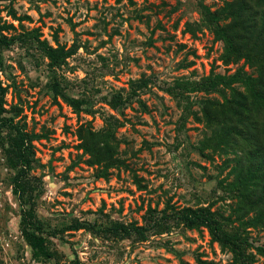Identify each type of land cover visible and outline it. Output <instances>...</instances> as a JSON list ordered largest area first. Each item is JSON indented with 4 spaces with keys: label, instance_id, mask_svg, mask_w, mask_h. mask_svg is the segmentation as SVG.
Returning a JSON list of instances; mask_svg holds the SVG:
<instances>
[{
    "label": "rangeland",
    "instance_id": "1",
    "mask_svg": "<svg viewBox=\"0 0 264 264\" xmlns=\"http://www.w3.org/2000/svg\"><path fill=\"white\" fill-rule=\"evenodd\" d=\"M222 5V0H0L3 114L31 136L29 174L43 182L35 208L48 225L44 235L51 255L38 250L36 259L22 237L19 199L12 192L16 168L0 146V264H241L208 227L180 218L200 207L225 231L238 234L247 261H264L257 250L264 246V229L246 222L253 212L241 216L240 188L231 170L236 153L221 146L198 150L210 130L195 115H201L205 99L221 95L189 88L177 94L179 81L191 84L239 68L255 74L243 59L227 64L221 59L223 42L202 10ZM42 42L64 48L58 64L50 63ZM53 82L86 104L75 110L51 88ZM172 86L177 96L167 90ZM87 130L95 143L85 148L79 134ZM102 140L111 162L96 156ZM74 219L96 228L51 233ZM148 219L157 222L144 238L107 229L115 222L146 225Z\"/></svg>",
    "mask_w": 264,
    "mask_h": 264
},
{
    "label": "trees",
    "instance_id": "2",
    "mask_svg": "<svg viewBox=\"0 0 264 264\" xmlns=\"http://www.w3.org/2000/svg\"><path fill=\"white\" fill-rule=\"evenodd\" d=\"M223 5L216 11H209L203 7V14L208 26L213 30L215 38L223 42L221 59L224 63H236L243 59L253 69L255 74L246 73L242 68L235 72L225 74H209L199 81L191 84L176 82L179 90L189 88L191 91L204 90L205 92L217 91L221 99L207 98L201 105V115L195 119L203 122L205 128L210 130V135L201 141L198 150L203 152L206 148L222 147L236 153L234 164L231 167L234 182L240 188L239 205L244 213L253 212L246 221L250 226H260L264 229V0H222ZM11 13L14 15L13 9ZM19 18V17H18ZM4 43L0 37V44ZM1 46V45H0ZM41 48L45 50L51 64H58L65 50L62 46L52 47L42 42ZM0 66L2 58L0 56ZM235 85H241L243 89ZM138 86H140L138 84ZM51 88L71 105L79 110L85 101L78 97L65 95L57 82ZM229 90V94L225 90ZM174 96L175 87L167 89ZM6 88L0 82V146L8 152L9 162L16 168L12 178V192L17 195L20 204V230L24 241L29 245L31 254L37 255L40 250L42 255L50 257L47 238L44 234L48 225L38 217L35 208V198L41 192L42 180L29 174L34 162V150L31 136L14 122L12 116L4 115L7 111L3 107ZM83 146L93 142L95 134L86 131L79 134ZM100 150L96 156L106 158L111 162L109 145L106 140L101 141ZM88 148L91 145H87ZM102 150L106 156L102 157ZM240 216V215H239ZM240 216V217H241ZM180 218L189 225H204L208 227L213 239L222 247H229L234 251L235 257H240L241 264H251L246 256L242 255V240L237 233H229L222 228L214 214L207 208L200 207L188 209L187 213H180ZM146 225H125L115 222L110 231L123 236L136 235L144 238L146 232L155 227V220L148 219ZM87 227L95 229L96 224L74 219L70 225L60 229L54 228L51 233L59 234L67 229ZM47 229V230H46ZM257 250L264 254V246H257ZM264 264V261L262 263Z\"/></svg>",
    "mask_w": 264,
    "mask_h": 264
}]
</instances>
